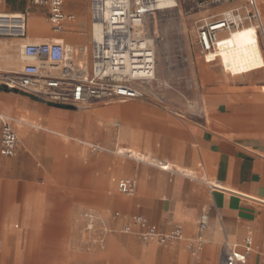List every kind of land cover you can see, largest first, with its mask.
Here are the masks:
<instances>
[{
	"label": "crops",
	"instance_id": "1",
	"mask_svg": "<svg viewBox=\"0 0 264 264\" xmlns=\"http://www.w3.org/2000/svg\"><path fill=\"white\" fill-rule=\"evenodd\" d=\"M258 3L264 29V0H258ZM63 7L65 12L74 15V19L66 21L63 29L55 32L51 24L49 31L44 22V18L48 19L47 6L33 4L31 0H0V12L23 13L26 16L25 36L17 37L15 45L21 40H58L73 46L71 43L76 45L87 39L88 32L91 36L89 0H66ZM34 31L37 36L30 37L28 34ZM255 35L248 43L247 54L235 64L226 66L221 53L236 49L239 37L236 48L221 52L213 61L203 59L205 63L218 64L223 76H239L238 80L242 82L237 86L225 82L212 84L207 93L208 114L201 106L194 112L181 108V114H176L159 105L139 101L98 106L84 113L76 112L65 121L49 119L43 122L29 111L20 113L27 115V120L46 123L50 130L29 124L20 127L18 132L23 138L24 154L18 174L22 183L1 182L0 199L5 198L9 208L20 209L22 217L32 218L36 226L41 206L38 194L40 184L33 181L39 176H43L45 182L50 181L48 174L37 167L35 159L46 158L49 154L53 156L65 148L67 141L75 139L102 151H114L128 157V154L134 153L139 161L131 158L144 163L135 166L134 171L129 173L132 176H127L136 181V188L128 194L129 197L114 191L113 175L101 173L89 182L106 190L113 203L133 213L122 227L131 221L132 216L142 215L148 224L161 231L181 226L183 237L166 244H155L142 240L137 233L139 227L132 225L130 232L121 228L123 233H109L103 248L84 246L81 250L77 249L71 253L73 259L67 264H219L226 240L240 243L250 233L258 246L264 240V69L252 70L261 62L251 46ZM20 60L22 67L21 57ZM14 95L25 94L15 92ZM0 98V112L12 118L17 134L14 115L5 113V105H15L14 96L7 94L0 95ZM112 113L121 117L118 130L103 124V120H110ZM119 124L114 123L115 126ZM28 126L34 129L30 130ZM69 126L80 129L85 138H72L66 132ZM116 138L122 144L113 149L111 143H118ZM42 146L46 151L38 155L36 150ZM3 159L0 158V162H8ZM167 164L180 166L185 171L176 173L162 168ZM121 170L122 174L127 172ZM16 186L33 190V193H25L21 203L12 202ZM202 212L208 214L209 225L203 233L202 248L193 250L188 242L196 231ZM110 223L117 225L118 221L111 220ZM50 261L56 264L62 259ZM259 262V254L253 252L243 264Z\"/></svg>",
	"mask_w": 264,
	"mask_h": 264
},
{
	"label": "rangeland",
	"instance_id": "2",
	"mask_svg": "<svg viewBox=\"0 0 264 264\" xmlns=\"http://www.w3.org/2000/svg\"><path fill=\"white\" fill-rule=\"evenodd\" d=\"M177 3V6L159 11L155 16H147L143 26L144 31L154 36L156 40L157 87L164 96L162 102L139 98L126 102L115 100L109 103L92 100L79 107L65 104V106H59L33 99L27 95L16 96L15 92L3 89L0 90V95L14 96L15 103L13 107L5 105L7 109L5 113L18 116L22 112L28 113L29 111L34 116L40 117L43 122L49 119L65 121L70 120L72 114L76 112L84 113L98 106L139 101L159 105L176 114H181V108H189V112H194L201 106L204 113L208 114L207 93L212 84L225 82L228 85L237 86L242 82L238 80L239 76L228 74L223 76L218 64H208L203 61L195 43L196 30L203 18L219 17V11L230 7L231 3L225 2L213 6H201L192 0H177ZM46 15L47 13L45 17ZM24 17L26 33V16ZM44 22L50 31L48 19L44 18ZM37 34L34 31L28 35L31 37ZM254 35L255 31H246L239 36V46L236 49L221 53L226 66L235 64L247 54L248 43ZM16 38L0 36V78L5 72L20 69V44L32 42L21 40L18 45H15ZM71 44L74 47L85 46L87 51L84 53V58H87L91 44L90 33L88 32L87 39L82 42L76 45ZM115 122L120 124L115 126ZM121 123V117L115 113H112L109 121L103 120L104 125L117 130ZM20 127V124L15 126L19 137L17 153L14 156H4L0 153V158L8 160L5 164L0 162V183H22L18 174L23 164L24 154L23 138L18 132ZM28 128L34 129L30 126ZM66 132L72 137L85 138L80 129L72 126H69ZM116 141L118 143H111V148L114 149L117 144H122L120 139ZM65 145L64 149L59 150L53 156L49 154L46 158L35 159L37 167L48 174L50 181L45 182L43 176L33 181L40 184L38 194L41 206L36 226L32 218H23L20 209L14 207L11 209L5 198L0 199V264H55L50 261L52 259H62V262L56 264H67L73 259L71 253L85 246L81 236L82 213L85 210H92L102 217L111 229L110 233H123L122 224L133 213L113 203L110 196L106 194V190L91 185L89 182L101 173L113 175L115 177L114 191L124 197H129L130 195L118 192L117 181L121 177L132 176L129 173L134 171L135 166L144 163H138L131 157L117 154L114 151H102L85 146L75 139L67 141ZM44 151H46L44 146L36 150L38 155ZM99 162L100 166H98ZM121 169L127 172L122 174ZM28 191L21 186H16L13 190L15 197L12 202L21 203L25 193H33V190ZM117 210L122 214L121 217L113 215ZM111 220H117L118 224L112 225ZM15 224L18 226L16 227ZM150 242L158 244L155 241Z\"/></svg>",
	"mask_w": 264,
	"mask_h": 264
},
{
	"label": "built area",
	"instance_id": "3",
	"mask_svg": "<svg viewBox=\"0 0 264 264\" xmlns=\"http://www.w3.org/2000/svg\"><path fill=\"white\" fill-rule=\"evenodd\" d=\"M66 0H31L33 4L48 8V19L55 32L63 29L66 21L74 19L64 10ZM201 6H213L225 2L231 6L219 11V17H205L198 25L195 43L199 54L208 62L218 56L224 44L222 37L230 30L253 24L256 29L255 44L264 60V29L258 0H192ZM167 0H89L90 27H98V36L91 39L87 58L85 46H69L62 41L25 42L21 45L23 61L18 71L5 72L0 78V88L54 104L79 107L92 100L128 101L144 98L162 102L164 96L157 87L156 40L144 31L147 16H155L177 6ZM8 13H0L7 15ZM0 16V36L24 37L25 17ZM259 67V69L263 68ZM18 136L12 126V118L0 112V153L13 156L18 147ZM214 187H220L213 184ZM136 181L120 178L117 189L122 194H132ZM114 216L120 213L115 211ZM82 241L88 248H103L111 232L105 220L92 210L82 213ZM132 225L139 227L138 235L144 241L166 244L183 237L181 226L161 231L148 224L142 215H134L122 227L130 232ZM209 217L202 212L197 220L194 235L188 245L199 250L204 244V231ZM257 252L259 264H264V240L256 246L253 236L246 234L240 243L224 241L219 264H243L248 256Z\"/></svg>",
	"mask_w": 264,
	"mask_h": 264
},
{
	"label": "bare ground",
	"instance_id": "4",
	"mask_svg": "<svg viewBox=\"0 0 264 264\" xmlns=\"http://www.w3.org/2000/svg\"><path fill=\"white\" fill-rule=\"evenodd\" d=\"M167 2H169V3H173L174 4V0H167ZM171 9V8H170ZM0 13H2V12H0ZM0 16H3V17H6V18H10V21L9 22H15V21H13V18H17V17H19V16H22V15H20L19 13H8L7 15H0ZM98 27H95V28H91V36H92V38L93 37H97L98 36ZM246 31H255V34H256V29H255V27H254V25L253 24H248V25H243V26H241V27H238V28H235V29H232V30H230V32L228 33V34H226V35H224L222 38L223 39H225L224 40V43H226V45L225 46H222L221 48H220V50H219V53L218 54H220L221 52H224V51H227V50H232V49H234V48H236V46H237V44H238V37L241 35V34H243V33H245ZM91 38V39H92ZM255 40H256V35H255ZM255 40L252 42V44H251V46L254 48V50H255V52H256V57H259L260 58V60H261V62L259 63V64H256L255 66H253V68H252V70H260L259 69V67H262V66H264V60L262 59V54H261V51L259 50V48L256 46V44L254 43L255 42ZM21 45L22 44H20V50H21ZM214 59H212V61H213ZM264 68V67H263ZM262 69V68H261ZM243 73H245V72H243ZM230 74L231 75H233V73L232 72H230ZM27 116V115H26ZM26 116L25 115H23V114H19L18 116H12L13 118H14V120H15V124H20V126L22 127V126H24V125H26V124H29V125H33V126H35V127H37V128H46V129H48V130H50V128L46 125V123H43V122H39V121H37V120H27V118H26ZM53 122V121H52ZM63 122V121H62ZM60 124V123H59ZM58 124V125H59ZM62 125V124H61ZM31 127V126H30ZM27 127H25V129H26ZM28 129V128H27ZM29 130V129H28ZM38 130V129H37ZM61 130V129H60ZM45 131V130H44ZM55 131H57V130H55ZM63 131V130H62ZM44 133V132H43ZM49 133V132H48ZM60 133V132H59ZM58 133V134H59ZM63 134V133H62ZM66 134V133H65ZM42 135V134H41ZM49 135V134H48ZM53 135V134H52ZM57 135V134H56ZM56 135H55V137H56ZM37 135H35V137H36ZM40 136V135H39ZM38 136V137H39ZM54 136V135H53ZM32 137V136H31ZM50 138V137H49ZM73 138V137H72ZM76 138V137H75ZM39 139V138H38ZM58 139V138H57ZM81 139V138H80ZM78 140V139H77ZM39 141V140H38ZM41 141V140H40ZM38 143V142H37ZM32 144V143H31ZM47 144H49L48 142H47ZM53 144V143H52ZM133 147H134V145H132ZM94 147H96L95 145H94ZM121 147V146H120ZM126 148V147H125ZM104 149V148H103ZM130 157H132V158H134L135 160H138L139 161V157L138 156H136L134 153L133 154H128ZM144 155V154H143ZM124 156V155H123ZM157 158V157H156ZM151 159V158H150ZM4 160V159H3ZM159 160V159H158ZM168 161V160H167ZM159 162V161H158ZM27 163H29L28 161H27ZM32 163V162H31ZM5 164V163H4ZM162 164H163V162H162ZM151 165V164H150ZM25 166V165H24ZM23 166V167H24ZM34 167V166H33ZM162 168H166V169H168V170H171V171H173V172H184L185 170L182 168V167H180V166H175V165H169V164H167V165H164ZM36 169V168H35ZM163 170V169H162ZM20 171V170H19ZM25 171V170H24ZM39 171V170H38ZM31 172V171H30ZM24 173V172H23ZM182 174V173H181ZM31 176V175H30ZM108 180V179H107ZM107 183V182H106ZM118 201V200H117Z\"/></svg>",
	"mask_w": 264,
	"mask_h": 264
},
{
	"label": "water",
	"instance_id": "5",
	"mask_svg": "<svg viewBox=\"0 0 264 264\" xmlns=\"http://www.w3.org/2000/svg\"><path fill=\"white\" fill-rule=\"evenodd\" d=\"M5 90H6V89H5ZM28 96H30V97L33 98V99L40 100V99H38L37 97H35V96H33V95H28ZM48 103H50V102H48ZM51 104H54V103H51ZM54 105L65 106L64 104H54Z\"/></svg>",
	"mask_w": 264,
	"mask_h": 264
}]
</instances>
